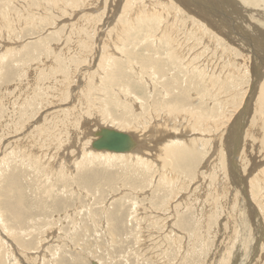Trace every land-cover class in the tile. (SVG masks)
<instances>
[{
	"label": "rangeland",
	"instance_id": "374dc122",
	"mask_svg": "<svg viewBox=\"0 0 264 264\" xmlns=\"http://www.w3.org/2000/svg\"><path fill=\"white\" fill-rule=\"evenodd\" d=\"M241 1L0 0V264H264V0ZM103 122L138 153L96 155Z\"/></svg>",
	"mask_w": 264,
	"mask_h": 264
},
{
	"label": "bare ground",
	"instance_id": "6f19581e",
	"mask_svg": "<svg viewBox=\"0 0 264 264\" xmlns=\"http://www.w3.org/2000/svg\"><path fill=\"white\" fill-rule=\"evenodd\" d=\"M197 2H198V0H196ZM203 1V0H202ZM244 1H246V2H249V1H252V2H259L260 3V0H244ZM244 1H241V2H244ZM193 2H194V0H193ZM209 2V1H208ZM225 2H226V0H225ZM240 2V3H241ZM203 3V2H202ZM212 3V2H211ZM216 3V2H215ZM228 3V2H227ZM229 3H230V1H229ZM198 4H200V3H198ZM217 4V3H216ZM238 4V3H237ZM236 4V5H237ZM263 4V3H262ZM262 4H260V5H258V3H256L255 5V7H257V6H260L261 7V5ZM196 5V4H195ZM201 5V4H200ZM239 5V4H238ZM243 4L241 3V6H242ZM254 5V4H253ZM229 6V5H228ZM193 7V6H192ZM199 7V6H198ZM206 7V6H205ZM224 7V6H223ZM227 7V6H226ZM230 8H231V10H232V8H234L233 6L231 7L230 6ZM242 8V7H241ZM249 9H252V8H250V5H249V7H248ZM263 8H264V6H263ZM200 9H203L202 7L200 8ZM209 9V8H208ZM203 10H205V9H203ZM255 10V9H254ZM262 10V9H261ZM210 11V10H209ZM234 11H237V10H234ZM241 12H239V13H242L243 11L242 10H240ZM246 11V10H245ZM256 11H257V9H256ZM255 11V12H256ZM254 12V13H255ZM258 12V11H257ZM256 12V13H257ZM208 13V12H207ZM212 13V12H211ZM254 13H252L253 14V16H255V14ZM213 14V13H212ZM215 14V13H214ZM214 14H213V16H214ZM235 14H236V12H235ZM199 15H202V14H200L199 13ZM226 15V14H225ZM232 15V14H231ZM233 15H234V13H233ZM236 15H238V14H236ZM250 15V14H249ZM257 15V14H256ZM223 16V15H222ZM239 16V15H238ZM241 16V15H240ZM239 16V17H240ZM248 16V15H247ZM258 16V15H257ZM201 17V16H200ZM205 17V16H204ZM206 17H207V15H206ZM216 17V18H215ZM214 18L215 19H219V18H217V15L215 16ZM233 17H235V16H233ZM261 17V16H260ZM259 17V18H260ZM201 18H203V17H201ZM210 18V17H209ZM213 18V19H214ZM243 18V17H242ZM253 18V17H252ZM251 18V19H252ZM211 20H212V18H210ZM227 19V18H226ZM230 19V18H229ZM264 18H262L261 19V21L263 22L264 20H263ZM208 20V19H207ZM223 20V19H222ZM231 20V19H230ZM243 20V19H242ZM247 20V19H246ZM254 20V19H253ZM252 20V22H250V23H253V22H255V21H253ZM257 20V19H256ZM260 20V19H259ZM219 20H217V22H218ZM227 21V20H226ZM236 21V20H235ZM234 21V22H235ZM225 22V21H224ZM239 22V21H238ZM249 22V21H248ZM247 22V23H248ZM221 23H223V22H221ZM264 23V22H263ZM214 24H216V23H214ZM255 24H256V22H255ZM206 25H208L207 23H206ZM210 25V24H209ZM237 25V24H236ZM262 25V24H261ZM224 26V25H223ZM229 26V25H228ZM263 26V25H262ZM264 27V26H263ZM227 28V27H226ZM243 28V27H242ZM242 28H240V29H242ZM260 28V27H259ZM212 29H214V27H212ZM239 29V30H240ZM257 29V28H256ZM262 29V28H261ZM260 29V30H261ZM218 30V29H217ZM231 30V29H230ZM244 30V29H243ZM264 29H262V31H263ZM223 31V30H222ZM234 31V30H233ZM248 31V30H247ZM232 32V31H231ZM245 32V31H244ZM229 33V32H228ZM233 33V32H232ZM234 33H235V31H234ZM238 32L236 31V34H237ZM221 34V33H220ZM231 34V33H230ZM242 34H243V31H242ZM223 35H225V34H223ZM235 35V34H234ZM227 36V35H226ZM230 36V35H229ZM225 38V37H224ZM230 38V37H229ZM263 38V37H262ZM227 40V39H226ZM233 41V40H232ZM247 41L249 42V41H251L249 38H247ZM231 42V41H230ZM253 44H254V42H253ZM251 42H250V44H249V46H247V47H250L249 49H248V51L250 52V54H255V57H256V55H258L257 54V51L259 50H255L254 49V45H253ZM246 45H248V43L246 44ZM236 46V45H235ZM240 48V47H239ZM241 49V48H240ZM243 49V48H242ZM241 51H243V50H241ZM259 53V52H258ZM261 53H263V52H261ZM245 54V53H244ZM260 54V53H259ZM248 55V54H247ZM264 55V54H263ZM254 55H252L251 56V59H252V57H253ZM245 57V56H244ZM254 57V58H255ZM258 57V56H257ZM243 60V59H242ZM241 60V61H242ZM253 60V59H252ZM259 60V59H258ZM248 61V60H247ZM247 61L245 62V63H247ZM254 62V61H253ZM263 62V61H262ZM261 62V63H262ZM241 63V62H240ZM245 63H242V64H245ZM251 63H252V61H251ZM257 63V62H256ZM260 63V64H261ZM253 64V63H252ZM251 64V65H252ZM263 64V66H264V62L262 63ZM242 66H244V65H242ZM260 66V65H259ZM245 67V66H244ZM250 67V66H249ZM252 68V67H251ZM264 68V67H263ZM262 68V69H263ZM252 69H254V68H252ZM259 69H260V67H259ZM260 72V71H259ZM263 72H264V70H263ZM263 74V73H262ZM261 74V75H262ZM257 76V75H256ZM258 79H259V77H258ZM263 81H261V82H259V83H262ZM258 83V84H259ZM257 86V85H256ZM262 86H263V84H262ZM128 93V92H127ZM123 94H125L124 92H123ZM263 94V93H262ZM254 96V95H253ZM128 97H130V96H128ZM132 97V96H131ZM133 99V98H132ZM260 99V98H259ZM263 99H264V97H263ZM133 100H135V99H133ZM137 101H139V99H137ZM259 101H261V99L259 100ZM263 101V100H262ZM258 102V101H257ZM264 103V102H263ZM103 104H105V103H103ZM249 104V103H248ZM264 105V104H263ZM107 106V105H106ZM239 108V107H238ZM171 112V111H170ZM168 115V114H167ZM170 118H168L167 120H169ZM182 119V118H181ZM165 121V120H164ZM109 122V121H108ZM194 122V121H193ZM105 122H103V124H104ZM99 124V123H98ZM125 124V123H124ZM129 125V124H128ZM158 125V124H157ZM130 126V125H129ZM180 126V125H179ZM155 127H158V126H155ZM155 127H153V128H155ZM163 127V126H162ZM98 129H96L95 131H93L92 133H93V138H91V140H90V143H91V149L93 150V151H96V155H98V154H105V153H107L108 155H115V156H119V155H127V156H129L128 154H131V153H138V151H139V146H140V142H139V140H138V137L136 136V135H134L133 133H131V132H128V131H125V130H122L121 128H118V127H114V126H112V125H100L99 124V126L97 127ZM123 128V127H122ZM104 129H108V130H116V131H120V132H124V133H127L128 135H129V137H130V147H129V149H127V150H123V151H116V150H111V149H107V148H96L95 146H94V142H95V140L96 139H98L101 135H102V131L104 130ZM186 130V129H185ZM157 131V130H156ZM161 131H162V128H161ZM164 131V130H163ZM167 131V130H166ZM235 131V130H234ZM153 132H155V130H153ZM233 132V131H232ZM169 133V132H168ZM167 132H166V134H168ZM178 133V132H177ZM230 133V132H229ZM233 133H235V132H233ZM165 135V134H164ZM171 135H173L172 134V132H171ZM182 135V134H181ZM232 136H233V134H231ZM173 136H175V135H173ZM164 137H166V136H164ZM169 137V136H168ZM175 139V138H174ZM161 140H162V138H161ZM181 140V139H180ZM180 140H178L177 141V139H175V141H172L171 140V143H168V144H166V146H165V160H166V162L168 163V164H170V165H174L175 167H177V168H181L182 167V162H184V160L183 159H187L188 157H190V155H191V153H192V149L191 148H189L187 145H184V144H187L188 142H182V141H180ZM233 140H234V138H233ZM152 141V140H151ZM160 141V140H159ZM166 141V140H165ZM168 141V140H167ZM196 141V140H195ZM161 143V142H160ZM163 143H165L164 141H163ZM202 144V143H201ZM165 145V144H164ZM183 145V146H182ZM195 145V144H194ZM197 148V147H196ZM195 148V149H196ZM161 149V148H160ZM150 150V149H149ZM90 150L88 149V152H89ZM92 151V152H93ZM91 152V153H92ZM90 153V152H89ZM142 153V152H141ZM141 153H139V154H141ZM236 153V152H235ZM85 155V154H84ZM88 155V154H87ZM94 155V154H93ZM132 155H135V154H132ZM86 156V155H85ZM151 156V155H150ZM93 157V156H92ZM137 157V156H136ZM135 157V158H136ZM114 158V157H113ZM94 159H96V160H98L97 158H95L94 157ZM145 159V158H144ZM160 159V158H159ZM101 160V159H100ZM114 160V159H113ZM134 160V159H133ZM142 160V159H141ZM125 161V160H124ZM146 161H148V160H146ZM143 162H145V161H143ZM158 162V161H157ZM142 163V162H141ZM140 163V164H141ZM187 163H188V161H187ZM145 164V163H144ZM162 165H163V163H161ZM167 164V165H168ZM155 165V164H154ZM154 165H153V167H154ZM189 165V164H188ZM143 166V165H142ZM150 166V165H149ZM159 166V165H158ZM164 166H166V165H164ZM144 167H146V165L144 166ZM168 167V166H167ZM150 168V167H149ZM155 168V167H154ZM162 168V167H161ZM235 168V167H234ZM152 169V168H151ZM158 171V170H157ZM9 244V243H8ZM32 253V252H31ZM34 253V252H33Z\"/></svg>",
	"mask_w": 264,
	"mask_h": 264
},
{
	"label": "water",
	"instance_id": "95a60500",
	"mask_svg": "<svg viewBox=\"0 0 264 264\" xmlns=\"http://www.w3.org/2000/svg\"><path fill=\"white\" fill-rule=\"evenodd\" d=\"M96 148H107L116 151L127 150L130 147V137L127 133L104 129L102 135L95 140Z\"/></svg>",
	"mask_w": 264,
	"mask_h": 264
}]
</instances>
